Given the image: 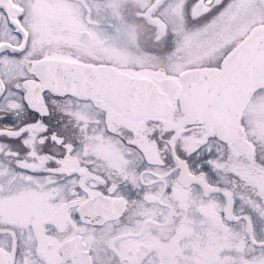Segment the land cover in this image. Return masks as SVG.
<instances>
[{
	"label": "snow or ice",
	"instance_id": "snow-or-ice-1",
	"mask_svg": "<svg viewBox=\"0 0 264 264\" xmlns=\"http://www.w3.org/2000/svg\"><path fill=\"white\" fill-rule=\"evenodd\" d=\"M0 264H264V0H0Z\"/></svg>",
	"mask_w": 264,
	"mask_h": 264
}]
</instances>
